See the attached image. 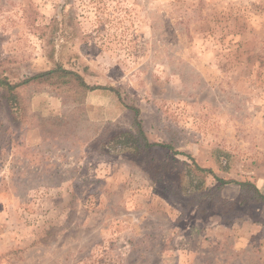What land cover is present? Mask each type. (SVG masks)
I'll return each instance as SVG.
<instances>
[{"label": "rangeland", "instance_id": "rangeland-1", "mask_svg": "<svg viewBox=\"0 0 264 264\" xmlns=\"http://www.w3.org/2000/svg\"><path fill=\"white\" fill-rule=\"evenodd\" d=\"M56 63L120 97L21 89L19 137L0 135V264H264V203L234 222L221 203L198 215L185 155L264 192V0H0V74ZM126 104L175 150L117 142Z\"/></svg>", "mask_w": 264, "mask_h": 264}, {"label": "trees", "instance_id": "trees-1", "mask_svg": "<svg viewBox=\"0 0 264 264\" xmlns=\"http://www.w3.org/2000/svg\"><path fill=\"white\" fill-rule=\"evenodd\" d=\"M73 84L79 90L93 91L96 89H110L113 90L119 97V90L113 86L91 85L85 77L78 71L66 68L60 63H56L51 69L39 71L31 76L25 77L18 82H12L7 76L0 74V96L4 100L10 112L8 114V121L0 119V135L10 134L11 140L19 137V124L23 113V103L21 97V89L37 86V85H56V84ZM132 112L133 131L122 134L121 139L117 142L129 147L131 154L135 157L150 149L168 148L175 150V142L171 139L168 143L151 142L147 138L143 123L141 119V110L138 106L126 104ZM17 132V133H16ZM185 154L184 152H177ZM192 160L191 171H193L201 180L198 185L195 200L191 204L196 206L198 215H203L212 210L215 206L221 203L222 220L234 222L238 218L245 216L247 207L264 203V192L257 184L251 181H234L218 178L212 169L201 166L191 154H185ZM213 175L219 182L215 188L207 189L205 186V177ZM237 184L240 186L239 193L240 200L225 199L222 195L223 188L228 184Z\"/></svg>", "mask_w": 264, "mask_h": 264}]
</instances>
